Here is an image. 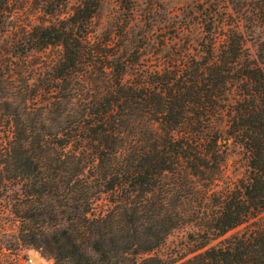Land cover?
Instances as JSON below:
<instances>
[{"label": "trees", "instance_id": "1", "mask_svg": "<svg viewBox=\"0 0 264 264\" xmlns=\"http://www.w3.org/2000/svg\"><path fill=\"white\" fill-rule=\"evenodd\" d=\"M138 2L0 0V248L264 264V0H197L159 27ZM230 142L247 155L231 180ZM183 227L175 257L153 253Z\"/></svg>", "mask_w": 264, "mask_h": 264}, {"label": "rangeland", "instance_id": "2", "mask_svg": "<svg viewBox=\"0 0 264 264\" xmlns=\"http://www.w3.org/2000/svg\"><path fill=\"white\" fill-rule=\"evenodd\" d=\"M78 0H69V5H73ZM197 0H139L138 6L135 8V13L139 14L138 20L143 23L144 16L148 15L150 19L155 20L154 26L162 24L161 21L167 13H181L185 9V5L193 3ZM190 5L188 6V9ZM187 9V8H186ZM110 6L105 5L102 8L103 16L110 13ZM157 28V27H156ZM197 35V29L194 31ZM264 38V27L255 28L252 33V40ZM49 50L46 51V53ZM53 52V50H50ZM152 59V57H150ZM247 170V155L245 150L235 142H230L228 145L224 163L223 173L228 179L239 178L244 175ZM189 230L188 227H183L171 232L165 239L164 245L154 250L156 255H170L175 257L173 250L184 245L185 233ZM14 227L11 225L6 214L0 216V234H12ZM8 237V236H7ZM167 255V256H168ZM0 264H52V260L41 256L38 252L32 249L21 251L6 250L0 248Z\"/></svg>", "mask_w": 264, "mask_h": 264}]
</instances>
